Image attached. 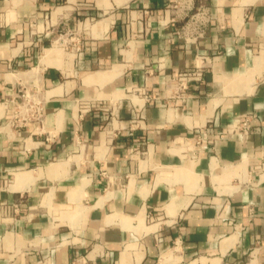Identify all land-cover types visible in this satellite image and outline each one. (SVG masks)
I'll list each match as a JSON object with an SVG mask.
<instances>
[{
	"label": "crops",
	"instance_id": "obj_1",
	"mask_svg": "<svg viewBox=\"0 0 264 264\" xmlns=\"http://www.w3.org/2000/svg\"><path fill=\"white\" fill-rule=\"evenodd\" d=\"M73 263L264 264V0H0V264Z\"/></svg>",
	"mask_w": 264,
	"mask_h": 264
},
{
	"label": "built area",
	"instance_id": "obj_2",
	"mask_svg": "<svg viewBox=\"0 0 264 264\" xmlns=\"http://www.w3.org/2000/svg\"><path fill=\"white\" fill-rule=\"evenodd\" d=\"M189 5L194 0H174ZM207 11L200 8L196 13L192 14L189 18L187 26L181 31V35L196 39L199 35L203 34L205 23L207 22ZM76 38L73 39L75 42ZM204 71L203 66L197 67L194 70H188L176 75L170 82V88L165 98L168 103L185 102L189 97L190 87L194 83L203 80ZM42 88L39 84H34L30 88H24L19 94V100L14 102L11 113L10 124L14 127H29L33 124H42L44 121V99L41 97ZM128 94L132 95L134 101L138 99L144 103H150L160 97L155 93H146L141 90L129 91ZM138 104V102L136 103ZM250 123L247 118L243 119L239 124L229 125L223 130L224 135L232 133H242L243 135L249 134ZM200 144V141L197 142ZM76 264V263H73Z\"/></svg>",
	"mask_w": 264,
	"mask_h": 264
}]
</instances>
